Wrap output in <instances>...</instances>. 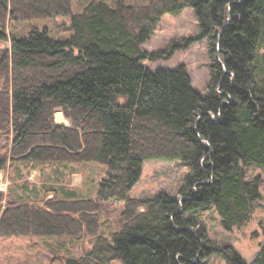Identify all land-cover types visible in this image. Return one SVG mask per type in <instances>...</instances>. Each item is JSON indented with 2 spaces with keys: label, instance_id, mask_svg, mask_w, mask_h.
Returning <instances> with one entry per match:
<instances>
[{
  "label": "trees",
  "instance_id": "obj_1",
  "mask_svg": "<svg viewBox=\"0 0 264 264\" xmlns=\"http://www.w3.org/2000/svg\"><path fill=\"white\" fill-rule=\"evenodd\" d=\"M71 1L0 0V45L8 44L0 49V134H12L0 170L16 161L98 162L106 175L92 199L60 189L40 201L12 200L0 191V236L95 237L82 257L62 264H207L214 253L228 264H264V240L245 262L198 220L213 206L223 229L242 227L260 198V179L247 181L246 166L264 167V0H90L78 12ZM186 7L209 41L204 93L182 67L143 65L164 54L141 44L165 14ZM56 16L70 18L65 41L46 29L24 37L7 30ZM57 111L68 126L55 122ZM147 159L189 168L177 196H129ZM119 202L120 226L107 237L100 215Z\"/></svg>",
  "mask_w": 264,
  "mask_h": 264
},
{
  "label": "rangeland",
  "instance_id": "obj_2",
  "mask_svg": "<svg viewBox=\"0 0 264 264\" xmlns=\"http://www.w3.org/2000/svg\"><path fill=\"white\" fill-rule=\"evenodd\" d=\"M90 0H72L74 12L80 11ZM109 5L117 1L126 4H145L147 0H103ZM48 30L54 40H67L72 33L68 16L47 17L22 22H9L7 30L17 37H24L33 29ZM197 19L193 8L186 7L181 13L165 14L156 31L141 44L147 53L168 54L174 42L178 43L169 56L162 55L154 60H145L143 65L154 72L159 68L177 69L182 67L188 75L191 86L204 93L209 81L211 57L208 54L209 41L200 38ZM8 44L0 45L1 48ZM259 56L264 67V41ZM2 82L0 80V89ZM123 102L122 99L119 100ZM61 119L56 123L69 125L59 111ZM55 113V114H56ZM12 134H0V155L10 146ZM189 168L178 160L147 159L142 166L139 181L129 192L132 198H150L165 192L177 196ZM106 175V166L98 162L78 163H34L13 162L0 170V191L12 200H37L52 197V191H71L76 198H94L99 181ZM260 179V198L248 223L233 227L230 231L222 228L215 208L201 211L199 222L204 225L209 239L221 246H231L245 262H250L264 240V167L254 164L246 166L247 181ZM0 204V214L5 205ZM123 203L119 202L109 211L100 215L101 234L110 237L120 226ZM95 237L86 234L60 237H1L0 264H62L66 258H80L91 249ZM207 264H228L219 254H211Z\"/></svg>",
  "mask_w": 264,
  "mask_h": 264
},
{
  "label": "crops",
  "instance_id": "obj_3",
  "mask_svg": "<svg viewBox=\"0 0 264 264\" xmlns=\"http://www.w3.org/2000/svg\"><path fill=\"white\" fill-rule=\"evenodd\" d=\"M60 124V123H59ZM61 125H64V124H61ZM64 126H66V125H64Z\"/></svg>",
  "mask_w": 264,
  "mask_h": 264
}]
</instances>
